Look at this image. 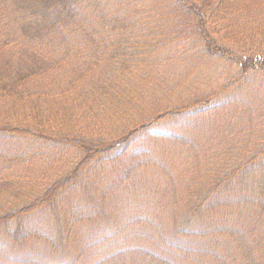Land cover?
Here are the masks:
<instances>
[{
  "label": "trees",
  "instance_id": "obj_1",
  "mask_svg": "<svg viewBox=\"0 0 264 264\" xmlns=\"http://www.w3.org/2000/svg\"><path fill=\"white\" fill-rule=\"evenodd\" d=\"M224 2L0 0V136L29 148L0 151L12 160L0 159V251L11 245L0 264H50L32 251L39 245L58 261L73 249L67 264H264V148L201 176L194 143L182 137H151L157 153L135 147L165 119L211 103L205 94L154 103L159 76L145 67L217 55L204 18ZM235 61L243 75L264 70V56ZM102 108V124L118 125L89 134L90 114ZM52 148L67 150L65 170L10 180L24 154Z\"/></svg>",
  "mask_w": 264,
  "mask_h": 264
},
{
  "label": "rangeland",
  "instance_id": "obj_2",
  "mask_svg": "<svg viewBox=\"0 0 264 264\" xmlns=\"http://www.w3.org/2000/svg\"><path fill=\"white\" fill-rule=\"evenodd\" d=\"M203 1L188 0V2L197 4H201ZM251 1L253 0H225L221 6L216 8L219 9L218 17L213 15L212 18V15L206 12L204 18L206 30L214 44L219 45L221 50L217 52V55L211 57L207 53H201L197 55L196 59L187 58L185 55L183 60L165 57L162 62L159 61L153 66L145 67L149 71L157 72L156 75L159 76L156 84H152L161 86L157 89L158 92L160 90L159 97L153 96L151 100L154 103L160 102V106L181 102L189 103V100L196 94L212 96V99L207 107L200 108L203 110L165 119L149 130V136L142 134L135 146L139 151L137 154L141 153L142 149L150 153L154 149H156V153L161 150L160 143L147 142L153 136L164 139L171 136L182 137L188 142L194 143L199 154L196 162L203 169L200 172L202 176L205 173V167H214L223 162L245 161L249 154H254L264 148V70L257 67L243 75L235 61L238 57L264 56V0H256L257 8L249 10ZM196 50V53L200 52V50ZM80 51L85 53L84 44ZM187 52H192V50ZM139 84L140 88L145 89L144 84ZM164 86H169L170 89L174 87V89L171 91L166 88L163 91ZM122 88L127 90V87ZM148 91L149 89L144 90L145 93ZM168 91L170 92L168 93ZM104 104L108 105V102ZM104 104L100 102V105ZM148 106H150L148 102L144 103V107ZM104 108L95 111L97 116L90 114L91 117L88 120L91 125L86 129L89 134L101 135L105 131L107 132V128L111 130L118 125L119 121H115L111 126L107 123V128L102 124L100 115L103 114L101 111ZM138 108L136 107L135 111ZM0 118H2L1 113ZM19 140L18 144H12L13 142L0 136V151L13 147L22 149L19 150L22 154L25 149L29 150L28 145H25L26 142L21 143L24 139ZM181 148L184 152L187 151L186 146ZM55 151L58 152L57 155H54ZM162 151L166 152L164 148ZM6 157L4 155L0 158L2 163L12 161ZM166 162L175 163L178 161H170L168 157ZM257 163L252 162L251 165ZM66 168V149L52 148L50 151L45 149L42 155L39 153L37 157L33 158H30V154L27 156L24 154L23 164L14 168V177H11L10 180L13 182L17 178L22 182H25L24 180L31 182L38 178H45L47 181ZM10 176L7 175V177ZM178 184L182 185V181L175 184L181 196L177 200L184 206L188 189L180 187ZM193 192L195 196L196 191ZM207 219L210 220V217L206 216L205 220ZM47 222L42 226H51L50 221ZM49 232L51 234V230ZM40 241L44 246L45 243ZM8 247L11 245H6L4 252ZM40 248L41 245L34 250L30 247L29 250H39V256L42 254L44 258L45 255V259L50 264L56 262L67 264V255L71 256L75 252L73 249L67 250L63 254L62 260L58 261L57 257L60 255L52 253L49 248L46 249V253H43ZM4 252L0 251V259Z\"/></svg>",
  "mask_w": 264,
  "mask_h": 264
}]
</instances>
